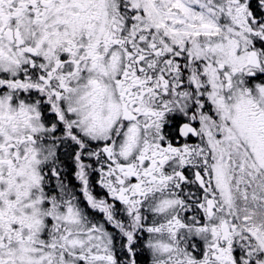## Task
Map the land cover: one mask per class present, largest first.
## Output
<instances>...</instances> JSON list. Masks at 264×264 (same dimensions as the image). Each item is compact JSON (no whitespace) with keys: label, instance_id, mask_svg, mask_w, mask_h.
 <instances>
[{"label":"snow or ice","instance_id":"1","mask_svg":"<svg viewBox=\"0 0 264 264\" xmlns=\"http://www.w3.org/2000/svg\"><path fill=\"white\" fill-rule=\"evenodd\" d=\"M0 264H264V0H0Z\"/></svg>","mask_w":264,"mask_h":264}]
</instances>
